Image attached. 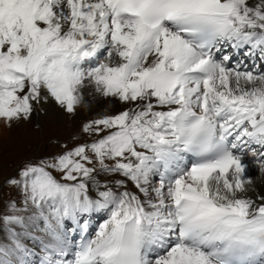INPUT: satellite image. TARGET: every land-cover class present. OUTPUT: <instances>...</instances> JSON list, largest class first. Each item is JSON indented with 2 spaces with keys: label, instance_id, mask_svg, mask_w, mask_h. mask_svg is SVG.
<instances>
[{
  "label": "snow or ice",
  "instance_id": "snow-or-ice-1",
  "mask_svg": "<svg viewBox=\"0 0 264 264\" xmlns=\"http://www.w3.org/2000/svg\"><path fill=\"white\" fill-rule=\"evenodd\" d=\"M49 98L105 112L8 181L0 264H264V0H0V120Z\"/></svg>",
  "mask_w": 264,
  "mask_h": 264
},
{
  "label": "rangeland",
  "instance_id": "rangeland-1",
  "mask_svg": "<svg viewBox=\"0 0 264 264\" xmlns=\"http://www.w3.org/2000/svg\"><path fill=\"white\" fill-rule=\"evenodd\" d=\"M52 101H53V103L55 102L54 100H52ZM46 104H43L42 106H40V109L45 107ZM54 104H56V103H54ZM41 110H45V109L43 108ZM60 112H62V111L60 110ZM40 115L37 114V117L40 116L39 119L44 117V115L42 113H40ZM75 119L78 120L77 124H80V122H81V120H79L80 116H77ZM0 121H2V120H0ZM3 122L7 126V123L5 121H3ZM37 122H38V124H41L40 121H37ZM36 127H37V125H35V128ZM37 128L38 129H32L31 128L28 131H23V128L21 127V128H18V131L15 130V131L9 132V133H7V130L5 128L0 129V133H1L0 134V154H2L4 157H6L3 159H7L9 161L8 162L6 160H0V181L2 179H6L4 174L1 173V171L5 170V168H6L7 170H10V172H13L12 169H15L16 165H14V164L11 165V163L15 160H20L24 157L28 158L27 156L30 155L35 144L39 145V143H42V147H44L47 140L52 136V134L54 132L58 133V134L61 133V135L64 134L65 132H67L68 128H69V123L67 121V115L63 113V116H60L58 118V120L56 121L53 119L52 116L47 114L46 118H45L43 129H40L39 127H37ZM74 128H75V126H74ZM2 130H3V132H1ZM75 130L77 132L78 127H76ZM30 148H31V151L29 152ZM48 151H49V149H48ZM10 172H8V173L10 174ZM12 175H15V174L11 173L10 176H12ZM9 187H10L11 192H14V190L19 191V189L12 186L11 184ZM6 197H8V196H6ZM27 216L25 218H27ZM0 223H3L2 219H0ZM4 225L5 224L1 225L0 230L2 229V227ZM13 230L16 231L17 230L16 227L13 228ZM17 232H22V230L19 229V230H17ZM4 235L6 236L7 234H4ZM4 235H3V237H4ZM28 238H30V237H28ZM1 239H2V237H0V244H8L9 243V241H8V243H4V242H2ZM21 239L23 240L24 236H22Z\"/></svg>",
  "mask_w": 264,
  "mask_h": 264
},
{
  "label": "bare ground",
  "instance_id": "bare-ground-1",
  "mask_svg": "<svg viewBox=\"0 0 264 264\" xmlns=\"http://www.w3.org/2000/svg\"><path fill=\"white\" fill-rule=\"evenodd\" d=\"M55 103V102H54ZM53 103V101L49 98V100H48V103L45 105V107H43L44 109H45V111H46V114H49L50 116H52L53 117V119L54 120H58V118L60 117V116H63V113L62 112H60V108L56 105V104H54ZM43 108H41V109H43ZM109 110L110 111H119L120 110V106L119 105H116L114 108H112V107H109ZM104 112H105V108H104V106L103 105H98V104H96V103H93L91 106H90V108H86V109H83V110H81V111H78L77 113H78V115H81V116H85V117H87V118H89V119H94V118H96V117H98V116H100V115H103L104 114ZM0 127L2 128V129H4V128H6V125L4 124V122L3 121H0ZM0 128V129H1ZM1 132H3V130L1 131ZM1 134V133H0ZM4 136V135H3ZM98 178H100V179H104V177H98ZM255 184L257 185V187H258V189L262 192V193H264V178H262L261 176H260V174L259 173H256L255 174ZM29 215H31V213L30 214H28V216ZM12 227L13 228H15L16 227V229L17 230H19L20 228H19V226H16V225H12ZM16 230V231H17ZM21 230V229H20ZM23 231V230H22ZM29 231H31V229H29ZM33 235H39V233H36V232H33ZM7 237V235L5 236L4 235V237H2V242H4V243H8V239L6 238ZM30 240H31V238H28V237H25L24 236V239L22 240V241H24V242H26V243H29L30 242ZM29 241V242H28Z\"/></svg>",
  "mask_w": 264,
  "mask_h": 264
}]
</instances>
